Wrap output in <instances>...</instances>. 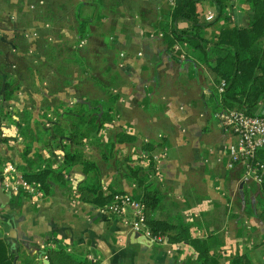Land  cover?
<instances>
[{
    "label": "crops",
    "instance_id": "obj_1",
    "mask_svg": "<svg viewBox=\"0 0 264 264\" xmlns=\"http://www.w3.org/2000/svg\"><path fill=\"white\" fill-rule=\"evenodd\" d=\"M6 1L14 5L24 0ZM33 2L43 4L44 0L24 1L30 9ZM52 3L66 23L73 15L90 21L83 43L80 40L77 45L90 47L85 54L103 63L102 76L108 78L115 96L112 121L103 126L96 144L103 147L116 129L134 136L131 142L116 144L118 151L112 156L103 157L94 144L93 149L86 148V157L97 164L102 191L138 198L143 188L129 168H140L139 174L146 175V181L163 194L161 215L181 220L193 237L205 239L218 264H231L238 255H246L251 264H262L264 217L258 214L264 199L260 183L246 179L243 162L227 166L226 147L236 143V137L214 117L220 109L214 108L210 99L214 92L218 97L221 93L211 72L200 62V51L177 42L165 48L162 28L171 21L174 5L165 0ZM248 10L246 0H224L221 9L212 0H200L196 6L200 34L210 45L217 41L220 30L248 25ZM0 17L12 23L3 24L6 27L17 28L14 11L0 7ZM47 24L55 28L54 22ZM190 26L187 20L175 21L180 30ZM60 28L72 34L66 26ZM0 29L6 28L0 24ZM24 85L20 84L9 100L0 94V112L24 110L32 118L46 114L48 122L42 137L39 133V139L33 141L17 123L0 119V188L10 194L0 201V237L14 256L13 264H46L47 250L57 248L93 264H198L196 252L186 243H152L123 217L107 211L106 205L82 201L79 188L92 172L84 173L81 164L66 170L65 183L51 181L47 191L31 194L20 187L12 189L23 173L61 166L64 152L74 148L67 136H55L53 130L78 101V92L69 87L50 96L38 89L27 94ZM21 93L26 98L17 100ZM51 97L58 107L37 106L39 98ZM263 105L253 112L258 114ZM146 144L154 148L146 152Z\"/></svg>",
    "mask_w": 264,
    "mask_h": 264
},
{
    "label": "trees",
    "instance_id": "obj_2",
    "mask_svg": "<svg viewBox=\"0 0 264 264\" xmlns=\"http://www.w3.org/2000/svg\"><path fill=\"white\" fill-rule=\"evenodd\" d=\"M199 1L176 0L169 15L171 21L162 28L165 48L169 49L176 42L188 44L191 48L200 51L202 55L200 62L208 68L215 82L219 84L221 80H224L225 86L221 95L218 97L214 92L210 99L214 108L237 109L254 114L253 109L264 102V0H246L249 4V24L220 30L217 41L211 42L210 45H208L209 41L200 34L202 25L198 24L196 12ZM212 1L219 9L222 8L224 0ZM177 19L191 22L190 28L180 30L175 27ZM47 22L49 21H45V23ZM66 27L71 29L72 34L58 32L57 35L65 36L59 45L62 42L68 43V45H64V48L51 44L49 46L55 58H61L64 63V68L55 65L60 74L57 75V85L61 88L73 87L76 93L79 91V94H76L78 101L65 111L63 120L54 125L53 132L56 134L55 136H67L74 148L64 152L61 166L53 168L48 166L37 171H28L23 173L20 178L28 183H39L41 189L47 191L51 181L59 184L65 183L66 170L74 164H81L84 173L90 171L92 174L88 177V181L79 188L80 199L97 206H104L112 200L114 194L120 191H109L108 193L102 191L97 164L86 157V152L88 153L86 148L93 149L94 144V149H97L103 157L112 156L118 151L116 144L131 142L134 140V136L116 129L113 139L103 147H98L96 144L103 126L112 121L111 110L115 96L110 91L108 78H104L101 72L99 75L89 76L86 80H82L83 77H80L79 82L81 83L78 82L79 79L74 82L75 78L69 70L72 61H75L78 66L80 65L83 73L85 69H88L87 65L81 63L82 61L87 62L89 58L85 53H83L85 55L78 53L79 49L74 47L78 44L75 40L76 37L81 40L86 36L91 23L73 15ZM50 63L53 64V62ZM30 70L33 71L29 67L28 71ZM13 83L12 80H6L2 84L0 82V94H3L5 100L11 99L20 86V83H16V85ZM54 93L56 91L51 94ZM47 106L49 107V105ZM5 113L10 117L11 113ZM258 114L264 115V105ZM12 120L14 121V119ZM15 123L18 124V128L24 135L31 137V140L39 139V132L36 133L38 134L36 137L34 131L29 134L24 131L20 122ZM84 138L87 140L85 143L82 141ZM153 148L150 144L144 145L146 152ZM255 159L264 163V148L256 151ZM149 165L152 166V162ZM139 173L140 168H129V174L143 188L142 194L136 199L140 200L143 205L144 223L151 233L164 236L169 242L186 243L196 252L198 264H218L215 256L209 253L205 239L193 237L188 226L181 220L161 215L164 210L163 194L156 190L151 182L146 181V175ZM1 180L0 173V182ZM260 192L264 199V174L260 182ZM258 217H264V205ZM46 254L50 264H93L86 258L76 257L63 248L48 249ZM13 260L14 256L10 254L5 240L0 237V264H13ZM231 264L251 263L246 255H238L231 261Z\"/></svg>",
    "mask_w": 264,
    "mask_h": 264
},
{
    "label": "rangeland",
    "instance_id": "obj_3",
    "mask_svg": "<svg viewBox=\"0 0 264 264\" xmlns=\"http://www.w3.org/2000/svg\"><path fill=\"white\" fill-rule=\"evenodd\" d=\"M24 1L25 3H29V0ZM24 1H19L11 5L6 0H0L1 8L6 11H14L18 16L16 20V29L11 26L6 27V25H11L12 23L0 17L1 26L6 28L4 30L0 29V82L2 84V82L6 80H12L14 81L13 85L20 83L22 86L25 83L24 91L27 94H29V92L33 94L32 92L38 89L40 92H44L50 96L52 92H58L64 89L57 85V75L59 72L56 69V66L64 68V63L61 58H55L49 45H56L61 48H64V45H68V43L64 42L59 45V43L64 40L65 36L59 37L57 35L59 33H65L60 27L66 26L67 23L65 19L61 18L59 13L60 9L53 5L54 3H52V0H44L43 4H35L33 2L35 6L31 9L25 6ZM50 6H53L54 10L49 8ZM45 21L54 22L55 28H53L51 24L49 25L46 23L45 25ZM79 40L80 39L76 37L75 41L77 43ZM79 46L80 45H75L74 47L79 49L78 53L80 55H85L83 53L90 48H87L85 45ZM50 62H53V64ZM81 64L87 65L86 68L88 70H84L87 73H82L81 70L83 69H81L80 65L78 66L75 61H72V66L69 68L72 72V76L76 79H74L75 81L79 79V82L81 79L80 77H83L82 80H86L91 75H99L100 72L102 73L100 66L103 63L100 64V61L93 56H90L87 62L82 61ZM29 67L30 69L32 68L33 71H28ZM51 73H53L54 78L51 77ZM20 77H24V80H20ZM50 79L53 80L52 86L48 84V80L51 81ZM43 80H45V85H43ZM77 92L79 94V91ZM22 95L21 93L19 97L17 96V100L26 98ZM37 104V106L42 108L47 105L52 108L58 107V101L52 97L45 99L39 98ZM36 108L38 107H35V109ZM45 118H47L46 114L32 118L30 114L24 110L16 111L11 114L10 117L4 111L0 112V119L2 121L9 124L20 122L25 132H29L30 134L34 131L36 137L39 136L36 134L38 132L41 135L40 137H42L45 131L44 129L47 127L45 123L48 121H46ZM12 119H14V121Z\"/></svg>",
    "mask_w": 264,
    "mask_h": 264
},
{
    "label": "built area",
    "instance_id": "obj_4",
    "mask_svg": "<svg viewBox=\"0 0 264 264\" xmlns=\"http://www.w3.org/2000/svg\"><path fill=\"white\" fill-rule=\"evenodd\" d=\"M165 1L172 6L176 3V0ZM207 18L211 19L212 14H208ZM82 43L81 40L80 44ZM121 56L123 57V54ZM224 86L225 82L221 80L217 87L220 93H222ZM213 114L218 124L222 128L231 131L236 137V143H230L226 147L229 156L228 168L233 167L237 162H243L245 164L246 179L260 183L264 174V163L256 160L255 154L258 149L264 148V115L248 114L237 109H220ZM19 187L31 194L39 193L41 189L39 183H28L20 177L13 184L12 189L16 190ZM105 208L107 211L123 217L124 221L135 232L141 234L148 241L160 244L169 243L166 237L151 233L144 223L142 203L131 195L116 193ZM127 214H130L131 217L129 221L127 220Z\"/></svg>",
    "mask_w": 264,
    "mask_h": 264
},
{
    "label": "water",
    "instance_id": "obj_5",
    "mask_svg": "<svg viewBox=\"0 0 264 264\" xmlns=\"http://www.w3.org/2000/svg\"><path fill=\"white\" fill-rule=\"evenodd\" d=\"M6 197H10V194L9 193H5L3 188H0V201H3L4 198ZM46 261V264H49V262L47 260Z\"/></svg>",
    "mask_w": 264,
    "mask_h": 264
}]
</instances>
